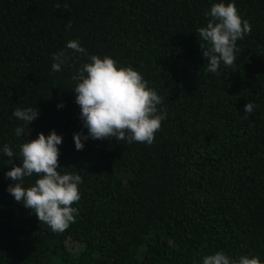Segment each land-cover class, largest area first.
<instances>
[{
	"label": "trees",
	"instance_id": "obj_1",
	"mask_svg": "<svg viewBox=\"0 0 264 264\" xmlns=\"http://www.w3.org/2000/svg\"><path fill=\"white\" fill-rule=\"evenodd\" d=\"M219 2L0 0V264H202L217 251L264 264V0H223L251 33L237 41L235 66L217 74L196 30ZM77 39L87 55L66 49ZM61 50L70 59L53 72ZM90 55L133 67L163 98L151 145L89 138L76 150L74 134L87 129L72 76ZM27 107L39 116L18 138L13 112ZM53 130L60 167L83 181L79 215L62 233L7 191L19 146Z\"/></svg>",
	"mask_w": 264,
	"mask_h": 264
},
{
	"label": "clouds",
	"instance_id": "obj_2",
	"mask_svg": "<svg viewBox=\"0 0 264 264\" xmlns=\"http://www.w3.org/2000/svg\"><path fill=\"white\" fill-rule=\"evenodd\" d=\"M56 7L59 8V4ZM206 16V26L196 31L205 42L200 43V48L202 57L207 60L206 70L219 74L221 63L226 67L235 66L239 51L237 41L251 33V25L247 19H242L234 3L225 4L223 0L214 3ZM66 27L71 28V21ZM66 49L87 55L78 39L67 42ZM69 59L64 50L53 54L52 71H61ZM88 60L90 62L82 64L72 76L76 82L73 91L75 103L81 110L83 128L87 129V135L83 132L74 134L76 150H83L82 141L89 138L151 145L167 115L165 109L158 107L163 104V98L133 67L118 66L109 56L90 55ZM255 107L253 102H248L244 113H253ZM39 112V108L32 107L14 110L13 116L23 122V126L15 129L16 137L24 134L25 128L38 118ZM61 143L62 137L54 130L48 136L39 133L34 140L26 139L19 146L21 163L17 165L10 159L11 170L6 172V177L15 182L7 189L15 201L34 212L40 223L47 224L56 233L66 231L75 223L79 211L73 204H78L81 199L79 185L83 182L78 173L60 167L58 145ZM3 153L9 158L14 156L8 144L3 145ZM34 176L39 178L25 187V178ZM202 264H261V260L258 256L245 255L232 258L223 251H217L204 255Z\"/></svg>",
	"mask_w": 264,
	"mask_h": 264
}]
</instances>
